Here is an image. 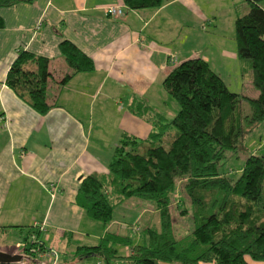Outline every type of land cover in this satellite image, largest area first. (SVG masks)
I'll return each mask as SVG.
<instances>
[{
	"label": "crops",
	"instance_id": "crops-1",
	"mask_svg": "<svg viewBox=\"0 0 264 264\" xmlns=\"http://www.w3.org/2000/svg\"><path fill=\"white\" fill-rule=\"evenodd\" d=\"M113 5L123 7L121 18L106 14ZM196 7L197 0H164L157 9L138 11L122 0H34L0 8V227H19L0 235L15 231L23 241L36 228L40 237L55 232L67 244L77 237L76 249L100 243L109 226L102 229L76 204L80 181L107 173L110 161H102L100 142L109 135L112 148L123 134L148 137L151 125L129 109L134 101L164 117L154 101H168L165 77L198 57L191 43L198 31ZM64 40L89 57L94 69L62 84L71 73L59 50ZM19 50L49 60L51 109L45 115L4 84ZM220 58L224 64L238 60L227 52Z\"/></svg>",
	"mask_w": 264,
	"mask_h": 264
},
{
	"label": "trees",
	"instance_id": "trees-1",
	"mask_svg": "<svg viewBox=\"0 0 264 264\" xmlns=\"http://www.w3.org/2000/svg\"><path fill=\"white\" fill-rule=\"evenodd\" d=\"M132 11L157 9L164 0H122ZM248 11L234 22L236 56L241 70L248 69L259 93L248 98L231 92L222 78L202 58L181 62L165 77V92L178 111L172 120L154 113L142 101H134L132 114L152 129L144 140L126 134L111 151L107 173L81 179L76 204L86 217L104 228L112 224L115 210L130 199L153 202L160 218L158 229L147 227L140 242L105 232L96 246L77 247L74 260L96 257L104 264H247L264 262V155L248 156L236 181L221 174L220 162L227 152L243 150L245 137L264 121V0H245ZM34 0H0V8ZM2 23L0 20V28ZM71 73L91 72L92 60L69 41L59 44ZM49 60L19 50L5 74L4 84L40 115L47 103ZM246 101L250 113L241 111ZM176 130L169 148L160 143L168 129ZM191 207L193 230L177 238L172 230L170 206L176 188ZM19 227H0V230ZM36 228L21 241L26 264H40L47 251ZM33 230V231H32ZM138 230H136L137 232ZM119 246H129L124 257Z\"/></svg>",
	"mask_w": 264,
	"mask_h": 264
},
{
	"label": "rangeland",
	"instance_id": "rangeland-1",
	"mask_svg": "<svg viewBox=\"0 0 264 264\" xmlns=\"http://www.w3.org/2000/svg\"><path fill=\"white\" fill-rule=\"evenodd\" d=\"M196 8L198 11L195 10V13H199L197 16V38H193L191 43L194 50L198 52V58L209 60L210 68H213L212 70L222 78L231 92L254 98L253 93L258 92L251 84L252 75L248 70L249 64L247 63L248 69L242 72L243 65L241 66L239 60L228 63L231 65L228 67V64H224L223 59L220 58L224 52L236 54L234 22L238 16H242L248 11V4L245 0H197ZM165 97L168 100L167 103L157 100L154 101V104L158 108L157 110L161 111L164 117L170 121L176 115L178 105L169 95H165ZM241 111L245 115L250 113V107L246 101L242 102ZM175 132L174 128L167 130L160 143L164 148H169ZM109 136L108 140H103V144L100 142L103 146L101 158L103 162L107 163L111 159V148L116 144L112 142L113 135ZM243 147V150L236 154L227 152L225 158L220 162V173L228 176L232 181L239 178L244 161L248 156L264 155V121L245 137ZM184 197L179 185L170 206L172 230L177 238L185 237L193 230L192 207ZM98 225L104 229L100 223ZM147 227L156 229L160 227V218L155 211L153 202L130 199L115 210L112 224L109 225L108 230L111 234L128 237L135 245L140 242L141 233ZM136 230L138 231L136 232ZM40 240L47 250L53 251L57 255L58 264H104L101 259L96 257L87 258L82 262L74 260L78 240L75 236L70 244H67L66 239L62 240L55 232L41 236ZM19 243H21L20 236L15 231L0 235V251L18 254L20 250L16 249V244ZM129 251V246H119L118 256L124 257ZM246 260L251 261L249 258ZM110 264L123 263L122 260H116Z\"/></svg>",
	"mask_w": 264,
	"mask_h": 264
},
{
	"label": "built area",
	"instance_id": "built-area-1",
	"mask_svg": "<svg viewBox=\"0 0 264 264\" xmlns=\"http://www.w3.org/2000/svg\"><path fill=\"white\" fill-rule=\"evenodd\" d=\"M105 12L111 18H121L124 15L123 7L116 5L106 7ZM40 230L44 231L42 227H40ZM23 246V244L19 243L18 245H16V249H20L21 251ZM20 256H22V261L19 264H26L27 260L26 257L22 254V252ZM40 260V264H58L57 255L53 251L49 250L41 254Z\"/></svg>",
	"mask_w": 264,
	"mask_h": 264
},
{
	"label": "water",
	"instance_id": "water-1",
	"mask_svg": "<svg viewBox=\"0 0 264 264\" xmlns=\"http://www.w3.org/2000/svg\"><path fill=\"white\" fill-rule=\"evenodd\" d=\"M22 256L17 254H8L0 251V264H19Z\"/></svg>",
	"mask_w": 264,
	"mask_h": 264
}]
</instances>
